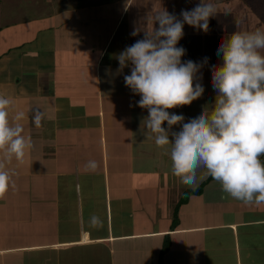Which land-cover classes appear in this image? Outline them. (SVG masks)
Masks as SVG:
<instances>
[{"label":"crops","instance_id":"obj_1","mask_svg":"<svg viewBox=\"0 0 264 264\" xmlns=\"http://www.w3.org/2000/svg\"><path fill=\"white\" fill-rule=\"evenodd\" d=\"M48 1L60 10L29 32L31 44L0 52V95L28 115L33 143L23 164H8L16 186L0 199V264H264V204L233 199L215 180L200 194L203 182L182 183L142 129L149 113L124 80L131 63L120 70L116 58L145 38L157 12L183 20L200 0ZM263 1L212 0L207 31L184 24L177 46L182 62L203 63L194 85L204 92L170 113L188 122L211 112L217 48L236 31L264 29ZM93 214L99 227L89 226Z\"/></svg>","mask_w":264,"mask_h":264},{"label":"clouds","instance_id":"obj_2","mask_svg":"<svg viewBox=\"0 0 264 264\" xmlns=\"http://www.w3.org/2000/svg\"><path fill=\"white\" fill-rule=\"evenodd\" d=\"M214 15L212 0H200L192 10H182L183 20L163 9L155 14L145 38L116 58L120 70L131 63V74L124 80L141 97L138 106L149 113L142 129L146 127L147 138L154 137L156 146L170 155L172 173L182 183L194 187L211 177L233 199L264 204V29L236 31L219 44L217 55L222 54L223 62L212 70L217 97L210 113L202 110L184 122V116L168 111L190 105L204 92L201 83L194 85L203 63L182 62L186 50L177 45L185 23L207 31ZM26 119L28 115L11 98L0 95V199L16 186L8 164L13 159L23 164L33 147L32 137L24 134ZM43 119L40 109L31 111L35 127H42ZM174 125H182L181 130L172 131ZM87 168L95 172L98 164L89 161ZM200 169L204 171L198 175ZM101 224L99 216L90 217V227Z\"/></svg>","mask_w":264,"mask_h":264},{"label":"rangeland","instance_id":"obj_3","mask_svg":"<svg viewBox=\"0 0 264 264\" xmlns=\"http://www.w3.org/2000/svg\"><path fill=\"white\" fill-rule=\"evenodd\" d=\"M105 2L109 0H102L100 3ZM81 4L83 6L84 3L81 2ZM262 4L264 5V1ZM59 5L60 3H56L52 8L48 0H0V52L5 47L12 49L13 44L14 46L16 44L30 45L31 43L26 40L29 32L48 24L57 10H60ZM16 10H19V16L15 14ZM36 42L40 44L41 39ZM208 179L209 177L201 182L205 183Z\"/></svg>","mask_w":264,"mask_h":264},{"label":"trees","instance_id":"obj_4","mask_svg":"<svg viewBox=\"0 0 264 264\" xmlns=\"http://www.w3.org/2000/svg\"><path fill=\"white\" fill-rule=\"evenodd\" d=\"M211 180H214L213 178L209 177V179L207 180V182L203 183L198 189H196V193L200 194L202 192V190L204 189L203 186L205 187L206 184H208V182H210ZM169 245L168 242L164 243V247L161 253V258L164 256V254L168 251Z\"/></svg>","mask_w":264,"mask_h":264}]
</instances>
